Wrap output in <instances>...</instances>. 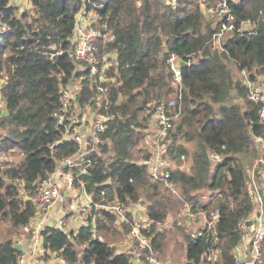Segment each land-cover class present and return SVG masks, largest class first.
Listing matches in <instances>:
<instances>
[{"label": "trees", "instance_id": "obj_1", "mask_svg": "<svg viewBox=\"0 0 264 264\" xmlns=\"http://www.w3.org/2000/svg\"><path fill=\"white\" fill-rule=\"evenodd\" d=\"M216 1L29 0L31 8L20 12L14 0H0V23L8 27L0 36V77L4 79L0 88L4 102L0 103V225L9 222L11 228L0 239V264H20L22 250L15 246V236L35 214L29 196L38 182L80 153V145L64 137L65 128L54 116L61 87L80 86L72 100L74 118L81 116L86 104L96 107L101 95L91 84L89 68L69 52L76 16L84 5L92 11L94 25L104 32L98 45L100 57L112 62L103 82L110 107L103 104L100 110L115 119L107 123L96 147L89 148L76 165L65 167L76 174L77 185L86 182L96 199L127 201L145 195L150 200L148 216L154 221L166 220L171 205L179 203L182 208L184 200L209 214L219 208L222 254L217 264H235L234 249L242 239L238 224L254 207L248 170L260 152L255 136L264 134L259 106L247 98L249 89L236 76L247 69L253 72L252 78L257 74L264 78V0H228L238 30L223 38L220 50L212 46L215 19L206 18L203 11V4ZM247 19L254 25L239 30ZM55 46L65 52L52 58L49 51ZM172 51L188 62L182 67V114L171 131L173 158L181 162L184 153L190 160L188 170L177 167L169 178L182 198L161 179L154 180L145 163L150 155L146 135L156 103L180 93L167 63ZM210 153L219 160L211 159ZM84 160H89L88 165ZM84 167L90 175L79 174ZM115 218L111 212L99 218L96 236L91 224L78 231L46 225L41 230L44 257L52 252L70 262L132 264L131 255L117 251L112 243L118 233ZM124 225L129 229L128 223ZM171 227L173 235L181 236L186 264H198L209 246L208 231L200 223L193 228ZM166 229L163 226L157 232L153 225L151 230L159 252L167 244Z\"/></svg>", "mask_w": 264, "mask_h": 264}, {"label": "built area", "instance_id": "obj_2", "mask_svg": "<svg viewBox=\"0 0 264 264\" xmlns=\"http://www.w3.org/2000/svg\"><path fill=\"white\" fill-rule=\"evenodd\" d=\"M19 0H14L18 2ZM168 2H176L177 0H163ZM91 2V0H83ZM203 11L206 18H214L217 30L213 34V49L220 50L223 48V38L231 31L238 30L237 16L232 11L228 0H217L213 4H203ZM264 16V11H261ZM76 25L74 27L73 51H69L70 55L76 59L78 63L85 68H89V79L92 86L96 87L98 95L97 106L88 103L82 109L79 118L71 115L72 100L76 91L80 86L77 84L72 90L65 86L60 90V104L54 111L57 124L65 128L64 137L73 138L80 145L79 154L67 159L69 162L65 166H74L78 159L87 154L89 148L96 147L102 140L101 133L105 131L107 123L114 121L115 116L108 114L104 110H100L104 106L108 109L109 95L107 88L103 84L107 80V70L112 62L107 57H100L98 42L104 38V32L101 28L94 25V17L92 11L84 5L76 16ZM254 23L247 19L242 22L239 30L243 31L251 28ZM8 27L5 22L0 23V36L5 34ZM65 52L62 48L53 47L49 51L50 57ZM115 55H113V59ZM181 58L172 51L167 59V63L173 72V80L175 86L179 88V96H172L156 103L154 111V119L149 124V151L150 155L145 161L149 173L154 180L161 179L165 186H168L177 197L182 198L180 190L175 182L169 178L172 176V170L183 166L175 167L174 158L171 149L174 145V137L171 135L174 128L175 120H178L183 109V81L182 67L179 64ZM252 71L243 69L237 73L236 78L240 79L249 89L247 98L254 104L259 106L258 112L260 121L264 125V78L257 74L252 78ZM4 79L0 77V88ZM72 82V81H71ZM152 116V118H153ZM256 141L264 148V134L256 135ZM60 141L54 142L53 147ZM181 162L186 161V154H181ZM85 163L89 160H84ZM64 162V161H63ZM62 162V163H63ZM49 174L41 179L32 196L35 214L30 223L24 226L25 232L31 231V223L36 222V226L41 230L46 225H56L66 228L68 218L72 215L79 216L84 219L85 224H91L94 236L98 233V219L105 218L106 212H111L116 216V224L122 229L124 223H128L129 229L126 232V244L121 252L131 255L132 264H174L173 261L159 259L158 249L153 245L154 232H151L153 225L156 230L166 225H184L185 223L193 226L200 223L204 229L208 231L209 246L204 252L198 264H217L222 254L220 244V234L217 224L220 220L219 208L214 209L210 214L204 210L193 208L187 200L183 202V208L176 216H172L164 221H154L148 216L147 212H143L145 205L142 197L136 200L128 199L127 201H106L105 197L96 199L94 194L88 190L86 182L81 180V184H76V174L72 169H68L61 164ZM88 165V164H87ZM249 192L254 202V207L247 218L241 220L238 224L242 239L234 249L235 264H262L264 262V155L256 157L249 167ZM88 174L90 171L87 167L81 169L79 174ZM105 191H102V195ZM71 195V197H70ZM70 197V198H69ZM54 206L61 207L59 216L51 215ZM195 232L194 234H198ZM55 264H89L82 260L70 262L65 256L54 253ZM25 261L24 256H20V264ZM187 260L184 261L186 264Z\"/></svg>", "mask_w": 264, "mask_h": 264}, {"label": "rangeland", "instance_id": "obj_3", "mask_svg": "<svg viewBox=\"0 0 264 264\" xmlns=\"http://www.w3.org/2000/svg\"><path fill=\"white\" fill-rule=\"evenodd\" d=\"M14 4L18 6V11H20V12L23 11V10H25V9H30L31 8L28 0H20V1L16 2V3H14ZM1 102H3V101L1 100L0 103ZM151 119L153 120L154 119V116H153V118L151 117ZM186 144L188 146H190L191 142H188ZM146 145L149 146V135L148 134L146 135ZM262 155H264V148L262 149V147H260V152H259V155H257V156L260 157ZM174 163H175V167L181 164V166H183V168L185 170H188L189 167H190V160L188 159L187 156H186V161L185 162L182 163L178 159H175L174 160ZM32 196H29V197L32 198ZM141 196H142L143 203L145 205V209H143V212H147V206L150 203V200L145 195H141ZM70 197H71V195H70ZM182 208H181V204H179V203H173L171 205V210H170L171 212H169V214H168L167 217L168 218H171L172 216L173 217L176 216L178 214V212ZM106 220L108 221V219H106ZM197 224L198 223H196L195 225L191 226V225L185 223L183 226H189L190 228H193L194 226L197 227ZM114 226H115V229L118 231V233H116L115 235H113V237H112V243L113 244L114 243H119L122 240V242L119 243V248H121V247L124 248L125 245H127L126 244V237L127 236H125V233L128 232V229H127V227L125 225H123L122 230L119 229V226H118V224H116L115 221H114ZM166 226H167V229L166 230H168V232L170 234H168V236L166 237L167 244H165V246L163 247L164 250L163 251H160L161 253L158 251L159 252V253H157L158 258L159 259H164V260H168L169 259L170 262L172 260H175L178 263H175L173 261L174 264H182L181 262L183 260H187V258H186L187 255H186V252H184V249L185 248H183V246L181 245L180 240H179V237H181V236H179V235H173V231H175V230L171 227V225H166ZM178 226H180V225H178ZM117 227H118V229H117ZM162 228L163 227H159L156 231L157 232H161L162 231ZM10 230H11V228H10V223L9 222L6 223V224H3L2 223L0 225V239L6 238L10 234ZM98 230H99V228H98ZM16 234H15L16 235L15 236V239H16L17 243H19L21 241V239H22V234L23 233L18 232ZM19 239H20V241H19ZM143 263L146 264V262H143Z\"/></svg>", "mask_w": 264, "mask_h": 264}, {"label": "crops", "instance_id": "obj_4", "mask_svg": "<svg viewBox=\"0 0 264 264\" xmlns=\"http://www.w3.org/2000/svg\"><path fill=\"white\" fill-rule=\"evenodd\" d=\"M60 213H61L60 206H54L52 208V212H51L52 216L57 217L59 216ZM84 225H85V221L83 218L76 215H72L71 217L68 218V225L66 228L71 230L74 229L75 231H78ZM21 233L23 234L21 241L19 239L20 241L19 248L22 250L21 255L24 256L25 258V261L22 264H55V260L53 257L54 253L51 252L48 258L44 257L45 249L43 247L41 229L36 226V222L32 221L31 223V234H29V232H25V230H23ZM120 242H122V240ZM119 243H114L117 251H121L123 249V247L119 248ZM172 261L178 263L175 260ZM184 261L185 260H183L181 263L184 264Z\"/></svg>", "mask_w": 264, "mask_h": 264}, {"label": "water", "instance_id": "obj_5", "mask_svg": "<svg viewBox=\"0 0 264 264\" xmlns=\"http://www.w3.org/2000/svg\"><path fill=\"white\" fill-rule=\"evenodd\" d=\"M70 51H71V52L73 51V47L70 49ZM179 64H180L181 67H184V66H186V65L188 64V62L185 61L184 59H180V60H179ZM210 158L213 159V160H215V161L219 160V156H218L217 154H211V153H210ZM68 162H69L68 160H65V161L61 164V166H65V165H67ZM15 246L19 248V247H20V244H19V243H16Z\"/></svg>", "mask_w": 264, "mask_h": 264}]
</instances>
